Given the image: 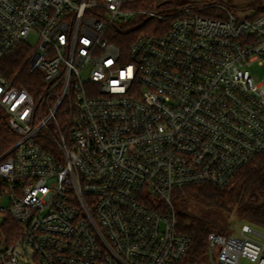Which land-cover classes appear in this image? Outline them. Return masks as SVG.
Listing matches in <instances>:
<instances>
[{
	"label": "built area",
	"instance_id": "1",
	"mask_svg": "<svg viewBox=\"0 0 264 264\" xmlns=\"http://www.w3.org/2000/svg\"><path fill=\"white\" fill-rule=\"evenodd\" d=\"M215 1L0 0V112L18 135L0 156V218L17 226L0 264H264L250 224L211 232L187 262L172 205L264 153L250 71L264 64V9Z\"/></svg>",
	"mask_w": 264,
	"mask_h": 264
},
{
	"label": "trees",
	"instance_id": "2",
	"mask_svg": "<svg viewBox=\"0 0 264 264\" xmlns=\"http://www.w3.org/2000/svg\"><path fill=\"white\" fill-rule=\"evenodd\" d=\"M11 63L15 69L19 68L24 63L21 53L17 54ZM23 77L24 86L35 92L36 86L30 76L25 74ZM17 140L18 135L8 126L6 116L0 112V156ZM3 197L4 190L0 185V205ZM148 201L154 208L159 206L163 212L167 210V206L159 200ZM172 205L177 218L178 231L192 239L187 257V262L190 263L203 259L206 240L211 232L227 235L226 232L217 231L220 227L210 217L199 215L201 210L235 212L243 223L264 229V153L239 171L228 187L218 188L205 184L177 189L172 195ZM1 219L0 238L10 242L17 226L9 216Z\"/></svg>",
	"mask_w": 264,
	"mask_h": 264
},
{
	"label": "rangeland",
	"instance_id": "3",
	"mask_svg": "<svg viewBox=\"0 0 264 264\" xmlns=\"http://www.w3.org/2000/svg\"><path fill=\"white\" fill-rule=\"evenodd\" d=\"M215 2L219 5L228 7L234 14L240 17H250L254 14H257L259 10L264 9V0H217ZM27 43L31 47H35L37 44L35 35H32ZM250 71L255 77L257 83L261 84L264 88V64L260 65L259 63H255L250 68ZM8 202V198L3 197L2 205L7 206ZM199 215L210 217L218 225V227H220L217 229V231L226 232L228 236H238L240 233V228L244 224H248L240 221L235 212H224L215 209H207L199 211ZM1 223L2 219L0 218V224ZM250 225L254 230L264 234V229L256 225Z\"/></svg>",
	"mask_w": 264,
	"mask_h": 264
}]
</instances>
